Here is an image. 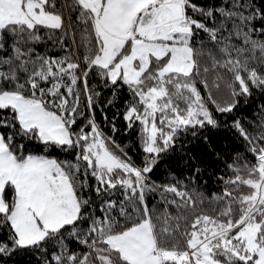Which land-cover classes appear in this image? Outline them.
<instances>
[{"label": "snow or ice", "instance_id": "6c2138e0", "mask_svg": "<svg viewBox=\"0 0 264 264\" xmlns=\"http://www.w3.org/2000/svg\"><path fill=\"white\" fill-rule=\"evenodd\" d=\"M255 92L264 0H0V259L264 264V105L237 115ZM122 96L139 165L95 119ZM209 128L239 142L209 145L214 190L194 163L152 179Z\"/></svg>", "mask_w": 264, "mask_h": 264}, {"label": "trees", "instance_id": "16d2710c", "mask_svg": "<svg viewBox=\"0 0 264 264\" xmlns=\"http://www.w3.org/2000/svg\"><path fill=\"white\" fill-rule=\"evenodd\" d=\"M109 98H111L110 92L104 90L101 100L106 101ZM124 98L126 97L122 96L121 100H118L113 106L104 107L101 105L98 107L95 119L102 131L112 137L115 144L127 151L132 160L139 165L143 158V152L136 133L127 130L126 122L122 118ZM261 105H264V95L255 92L247 104L242 102L237 115L251 119ZM113 124L117 129L115 132L112 131ZM205 137H207V142ZM209 145L222 155L228 151L239 150V142L235 140L233 133L224 128L220 130L205 129L197 137H192L189 134L181 137L168 153L162 154L158 166L151 174L152 179L161 183L169 180L172 176L177 179L188 178L192 175L188 165L194 163L201 169V183L207 181L206 189L214 190L217 184L216 176L220 173L222 165L217 166L214 163V156L209 154ZM190 157L193 158L191 161ZM0 264H43V260L40 253L35 250L20 249L11 256L0 259Z\"/></svg>", "mask_w": 264, "mask_h": 264}]
</instances>
